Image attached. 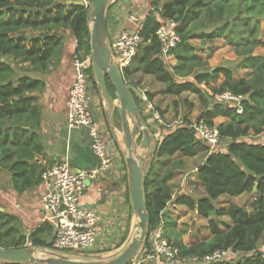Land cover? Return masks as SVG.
<instances>
[{
    "label": "trees",
    "instance_id": "1",
    "mask_svg": "<svg viewBox=\"0 0 264 264\" xmlns=\"http://www.w3.org/2000/svg\"><path fill=\"white\" fill-rule=\"evenodd\" d=\"M76 1L0 0V169L10 173L12 187L19 194L39 185L45 169L40 160L44 147L37 128L42 111L38 94L46 81L34 73L48 74L59 65L68 36L76 41L73 56L83 59L91 55L87 19L90 5ZM150 5L138 29L142 46L123 69L127 84L132 85L137 73L151 75L163 84L164 95L178 96L187 91L196 94L203 108L198 119L211 125L219 116L228 120L216 124L221 141H227L222 152L210 151L189 122L169 130L158 141L146 170L150 224L144 247L150 249L149 233L161 222L165 235L172 240L177 220L167 209L173 200L170 181L184 168L186 158L207 151L205 161L197 167V179L206 193L196 198L182 194L175 202L208 218L211 235L191 244L182 238L172 241L183 258H202L216 250L240 255L198 264H264L259 246L264 236V0H152ZM167 19L177 23L180 35V42L170 52L177 59L173 71L166 65L163 43L156 34L160 23ZM215 38H224L233 46L237 67L248 70L249 76L236 78L234 68L224 64L210 67L200 49L190 42ZM257 47L263 52H256ZM89 73L93 77L92 66ZM190 76L193 79H186ZM107 84L113 97L115 88L109 80ZM225 90L243 96L242 113L233 101H216L214 95ZM251 132L263 134L262 141L245 140ZM243 193L254 195L250 209L234 201L222 207L216 205L223 195ZM221 216H228L230 222L216 218ZM53 237L51 222L43 221L27 232L21 218L6 210L0 200V247L31 244L52 248Z\"/></svg>",
    "mask_w": 264,
    "mask_h": 264
},
{
    "label": "built area",
    "instance_id": "2",
    "mask_svg": "<svg viewBox=\"0 0 264 264\" xmlns=\"http://www.w3.org/2000/svg\"><path fill=\"white\" fill-rule=\"evenodd\" d=\"M145 16L136 11H130L128 20L135 27L109 33L112 62L116 63L121 70L132 63L142 46V37L138 29ZM176 26L177 23L174 20L167 19L162 21L157 29L156 34L163 43L165 56H169L180 42ZM72 62L74 78L69 88L67 121L71 127L82 128L88 132L92 139V150L98 156L100 163L97 167L82 169H73L67 159L54 164L45 163L42 173L44 191L41 194V202L45 221L51 222L54 227L51 249L58 252L84 253L91 251L96 243L100 232L101 218L95 210L83 207L80 199L88 184L110 167V148L115 147L116 139L114 136L106 135L105 130L100 126L90 109L91 82L88 70L92 66L91 55L81 59L75 54ZM139 92L146 103L144 113L149 115L153 121V129L157 128L150 131L158 137L160 126L164 123L161 113L144 90ZM214 97L218 102H235L237 111L243 112L242 95L225 90L215 94ZM191 126L199 137L209 145L210 151H224L216 124L211 125L204 119H197ZM149 241L150 249L143 247L142 251L128 264H198L221 259L229 252L216 250L213 254L202 258H183L180 255L179 247L165 235L162 222L150 231ZM260 252L264 256V244H262Z\"/></svg>",
    "mask_w": 264,
    "mask_h": 264
},
{
    "label": "crops",
    "instance_id": "3",
    "mask_svg": "<svg viewBox=\"0 0 264 264\" xmlns=\"http://www.w3.org/2000/svg\"><path fill=\"white\" fill-rule=\"evenodd\" d=\"M151 1L113 0L106 14L107 21L112 20L110 28L114 32L121 29H133L135 26L128 20V12L134 10L145 16L151 9ZM113 9L120 11L117 18L113 15ZM75 46V38L68 36L65 40L64 53L59 65L48 74L34 73V76L41 77L46 81L45 88L38 94L42 111L41 123L37 131L44 147V153L40 155V160L44 164H54L67 159L73 169L94 168L99 166L100 160L92 150L88 132L81 128L71 127L66 116L69 88L74 78L72 59ZM172 63L173 65L176 64V62ZM134 76L139 77L143 83L154 81L157 86L155 90H163L151 75L137 73ZM135 80L132 78V83ZM153 93L148 94L146 92L148 98L155 104L158 95L153 96ZM92 95L96 99L97 116L95 117L105 130L106 135L114 136L116 145L110 148V167L88 184L80 203L83 207L91 208L100 215V232L90 252L95 257L105 258L107 254L120 249L127 240H130V237L135 233L138 217L130 203L127 170L124 169L123 158L120 153L122 151L120 134L112 120H107L101 101L98 95L93 93V90H91V97ZM227 120L225 117L219 116L215 119V123L218 124ZM43 191L44 185L41 182L39 185L19 194L12 187L10 173L0 170V200L6 210L21 218L28 232L45 221V213L43 209L41 210ZM205 193L204 189L203 195ZM231 201L235 202L234 199ZM173 205L177 206L178 204L174 201ZM167 209L170 210V207L168 206ZM262 240H264V236Z\"/></svg>",
    "mask_w": 264,
    "mask_h": 264
},
{
    "label": "rangeland",
    "instance_id": "4",
    "mask_svg": "<svg viewBox=\"0 0 264 264\" xmlns=\"http://www.w3.org/2000/svg\"><path fill=\"white\" fill-rule=\"evenodd\" d=\"M84 1L86 5H90L91 3L90 0H84ZM125 10H124V13H125ZM112 12L116 18L120 14L119 9H113ZM109 15H108V19H109ZM110 22L109 20L107 21L109 33H111L110 31H113V29L110 28L111 26ZM91 25L92 23H90V27ZM261 28H262L261 37L264 38V20L261 22ZM190 42H192L194 45H196L200 49L199 50L200 55L208 61V64L210 67L224 64V65L234 68V74L236 78H240L242 76H249L250 72L248 70L237 67L238 57L234 51L233 46L229 45L226 39L215 38L212 41H206V42L202 41L201 39H192ZM256 52L258 53L263 52V48L257 47ZM164 58H165L167 67L173 71L172 62H177V59L173 55L165 56ZM132 78L136 79L135 81H133L131 87L135 91L136 96L138 98L137 105L139 106L142 112V116L145 120V125L148 126L149 129L152 131L156 130L157 128L153 129L152 127V124H154L153 121L151 120L149 115L144 113L146 103L141 98L139 91L147 90L146 92L148 94L149 93L151 94V92L152 93L154 92L153 96L158 95L157 101L154 105L160 111L161 116L164 121L163 125L160 126V129H159V136L157 137L159 140L165 135L166 132L177 127L178 125L182 123L189 122L192 124L195 120L198 119L199 115L203 111V108L201 106L198 96L192 92L187 91L178 96L164 95L161 89L155 90V88L157 89V86L154 83V81L143 83L139 77L133 76ZM177 79L181 80V78H177ZM186 79H193V77L190 76V77H187ZM222 79L223 77L221 78V80ZM90 82H91V90H93V93L98 95L101 101V106L103 107V110L107 116V120H112L113 125H115V127L117 128L120 134L121 144H122V151L120 153L122 155V158L125 159V156L127 155V149H126L125 141H124V132L122 129V121H121V113H120V101L118 99V96L115 92L113 98L116 104V108L112 110L109 107L106 99L104 98L100 86L96 82L95 75H93V77H90ZM157 83L159 86L163 88V84L161 82L157 81ZM201 87L204 89H207L205 84H202ZM95 101H96L95 96L92 95L90 99V109L92 110L93 114L97 116V111L95 109L96 108ZM211 102H213V99L211 100ZM130 125H131L132 133H133V136L136 142L133 148V152L135 156L137 157V159L141 160L142 158H144V160L141 161V164L146 171L150 164L151 150L141 147V141L143 138L142 129L133 117H130ZM88 136L90 138V141H92L91 136L89 134ZM262 138H263V134L256 135L253 132H251L249 136L244 137L245 140L251 141V142H261ZM222 143L225 147L227 144V141L223 140ZM206 154H207V151H203L194 157L186 158L185 159L186 164L184 168L177 174V176L173 180L170 181V184L172 186V191H173V201L169 203L168 205L170 207L169 212L177 220V223L173 230L174 231L173 236L171 237L173 241H175L176 238H182L184 243L191 244L193 241L200 240V239H206L211 235L209 229L207 228L208 218L200 217L199 215H197L195 211L189 210L184 205H181V204H178L177 206L173 205V202L179 195L188 194L195 198L203 195L205 188L202 185V183H200L199 180L197 179L196 168L205 161ZM124 169H125V164H124ZM4 171L6 170H3V172ZM233 199L235 200L237 204H242L246 208L250 209L251 203L254 199V195L251 193H245L241 196H236V197L223 195L216 201V205L217 207L226 206L228 202ZM42 209L43 208H41V210ZM216 218L219 221L230 222V219L228 216H221V217H216ZM135 227H136V230H135V233H136L138 230V224H136ZM132 237H130V239ZM129 241L130 240H127L124 246L121 247L120 249L107 254L105 258H110L118 254L128 244ZM262 244H264V240H262L259 243V246L260 245L262 246ZM35 247L38 249H51V248L41 247V246H35ZM64 253L70 255L73 258H79V259L98 258V257H95L93 254H91L90 251L84 252V253L83 252L82 253L81 252L80 253L79 252L78 253L64 252ZM225 257L227 258L232 257L233 259H236L240 257V255L234 256L233 254H230L227 252Z\"/></svg>",
    "mask_w": 264,
    "mask_h": 264
},
{
    "label": "water",
    "instance_id": "5",
    "mask_svg": "<svg viewBox=\"0 0 264 264\" xmlns=\"http://www.w3.org/2000/svg\"><path fill=\"white\" fill-rule=\"evenodd\" d=\"M111 1L92 0L88 8L87 19L89 23H92L90 27L91 62L96 82L100 86L109 107L114 110L116 104L109 92L107 80L114 86L120 101L122 129L127 149L125 165L128 177V192L131 207L139 219L138 231L118 254L110 258H73L64 252L52 249H38L29 244L24 247H0V262L20 264H128L144 247L146 233L150 224L145 190L147 172L141 164L144 158L141 160L137 159L133 152L136 142L130 125V117H133L142 129L141 147L151 150L150 162L157 150L159 139L145 125V120L137 105L131 86L127 84L123 76V70L112 62L106 19ZM76 2L85 4L84 0H77ZM254 190H256V186Z\"/></svg>",
    "mask_w": 264,
    "mask_h": 264
},
{
    "label": "bare ground",
    "instance_id": "6",
    "mask_svg": "<svg viewBox=\"0 0 264 264\" xmlns=\"http://www.w3.org/2000/svg\"><path fill=\"white\" fill-rule=\"evenodd\" d=\"M138 231V230H137Z\"/></svg>",
    "mask_w": 264,
    "mask_h": 264
}]
</instances>
